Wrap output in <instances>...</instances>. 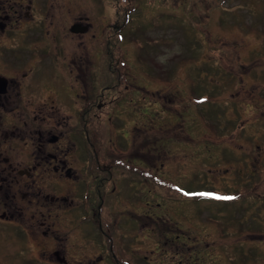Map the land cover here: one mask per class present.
<instances>
[{
  "label": "flooded vegetation",
  "instance_id": "af4514ba",
  "mask_svg": "<svg viewBox=\"0 0 264 264\" xmlns=\"http://www.w3.org/2000/svg\"><path fill=\"white\" fill-rule=\"evenodd\" d=\"M52 4L51 0H0V264H11L7 256L38 260L29 264H97L103 257L102 237L112 264H124L116 255L123 251L132 264H140L136 250L142 249V228H146L140 217H157L163 200L170 199L168 193L158 194L159 187L170 193L190 188L173 180L168 161L175 159L174 153H185V145L192 143L199 153L211 157L208 154L214 156L226 146L225 150L232 149L229 143L237 140L204 135L196 143L173 134L159 139L157 113L141 101L175 108L172 96H159L147 86L173 93L175 78L168 66L161 70L152 61L151 71H141L140 57L135 53L136 62L128 61L125 47L129 45H117L121 40L111 38L110 25L102 26L99 36L100 29L95 32L81 15L68 26L70 32L84 34L83 40L74 41L72 54H63L61 39L21 36L30 26L22 23L29 18L22 17ZM15 27L21 31L14 39L10 33ZM123 42H129L134 52V40ZM96 46L108 52L107 69L94 56ZM180 80L186 83L185 77ZM164 111L173 127L174 111ZM225 126L227 121L214 129ZM177 127L184 133L182 124ZM198 128L206 130L202 124ZM162 145L165 163L159 170L156 160ZM222 155L227 154L222 151ZM178 158V169L190 166V158ZM255 173L236 185L253 189ZM226 184L198 187L240 192ZM143 188L149 200L142 199ZM173 200L178 201V224L189 226L188 202ZM142 206H149L144 213ZM204 220L222 229L216 215L206 214ZM171 234L163 236L174 246L173 252H179L174 264H207L203 243L188 249L185 233ZM147 235L152 240L153 233ZM81 254L88 260L76 258ZM258 260L264 262V257Z\"/></svg>",
  "mask_w": 264,
  "mask_h": 264
},
{
  "label": "rangeland",
  "instance_id": "374dc122",
  "mask_svg": "<svg viewBox=\"0 0 264 264\" xmlns=\"http://www.w3.org/2000/svg\"><path fill=\"white\" fill-rule=\"evenodd\" d=\"M51 2H53L51 7L39 11L33 9L28 16L22 17L29 18L22 23L30 26L23 30L21 36L26 33V38L61 39L65 44L63 54H72L74 41L83 40L84 34L70 32L68 26L77 15H81L87 18L95 32L100 29L99 36L103 30L101 27L105 28L108 24L112 28L111 38H119L116 32H121L118 29L121 16L116 14L115 9V2H119L121 6L131 7V11L134 12L127 24L123 25L124 37L117 45L122 47V42L126 38V40L132 38L140 43L141 47L134 49L133 52L130 43L124 42V45H129L125 47V54L130 58L128 61L136 62L135 53L140 55V67L143 72L151 71L149 67L152 61L158 64L161 70H164V65L165 68L168 66L170 74L178 81L184 77L188 80L189 87L184 95L187 91L190 96L197 92L203 96L200 105L196 107L182 105L180 108H169L159 101L155 104L148 100L141 101L144 108L157 113L156 136H159V139L172 134L188 136L189 131L193 136L189 141L195 140L197 143L198 124H204L208 119L214 123L220 119L227 121L231 116L235 118L231 126L240 127L239 132L233 137L237 142L229 143L232 149L225 150L228 147L226 146L216 151L214 156L213 153L208 155L211 158L202 153L192 154L193 148L187 144L185 153H174L175 159L168 161L173 169V180L186 187L190 186L188 189L180 188L181 193L174 195L175 198L188 202L186 211L189 226L178 224L177 220H181L177 218L178 213L175 212L178 201L172 202V197L169 196L170 199L163 200V208L158 209L157 217L148 219L144 214L141 215L142 225L146 228H142V249L136 250L139 256L136 260L141 262L140 264H174L179 257L175 253L179 252H173L174 246L168 243L163 234L179 232L187 236L185 241L188 249L203 243L207 264H264L258 260V257H264V203L257 199L264 198L262 196L264 186L253 191L246 187H243L241 193L235 191L239 195L234 198L242 199L240 201L218 199L217 197L224 196L198 187L201 183L217 186L228 183L226 185L231 184L235 187L239 181H244V178L249 180L251 172L264 169V164L259 166L261 162L264 163V0H51ZM136 4L140 6L134 7ZM20 23L21 21L17 26ZM17 31H21V27L13 28L10 37L15 39ZM145 39L153 42L147 43ZM96 47L94 56L104 61V68L107 69L108 52L104 47ZM80 50L79 46V58L82 56ZM114 54L118 55V52ZM152 55L154 59L149 58ZM182 55H187L183 61ZM147 86L155 88L152 90L159 96L166 95L172 96L173 100L178 99L172 90L165 91L150 84ZM254 92L260 98L254 97ZM164 109L174 111L173 127L168 118L163 116ZM148 119L142 117L144 121ZM223 121L219 123L220 126L223 125ZM181 124L185 129L184 133L177 127ZM144 133L142 130L141 134ZM247 136L249 138L245 139ZM162 147L163 145L157 152L156 163L159 170L163 168L160 163H165ZM222 151L227 155L223 156ZM243 151L245 155H242ZM177 157L190 158V166L178 169L177 162L181 158ZM253 182H264V174L260 178L255 173ZM217 186L214 188H219ZM167 192L169 191L165 188L158 189L159 195ZM142 199L149 200L144 188ZM148 207L142 206V213L144 208ZM161 209L164 213H161ZM206 214L216 215L222 229L209 225L204 220ZM201 222L204 223L203 227ZM248 227L260 230L255 232L248 230ZM147 232L153 233L152 240L148 238ZM155 235L157 239L154 238ZM102 244L103 257L97 264H112L107 257L105 249L107 241L103 237ZM209 246L215 249L211 247L208 250ZM126 252L123 251L122 254L116 252V255L121 260L126 259L128 262L125 261V264H132ZM81 256L85 261L88 260L83 254L77 255L76 258L82 260ZM89 256L96 258L92 254ZM66 257L71 260L69 256ZM7 258L11 264L38 262L34 258L32 260L18 256ZM46 264L54 263L48 261Z\"/></svg>",
  "mask_w": 264,
  "mask_h": 264
},
{
  "label": "trees",
  "instance_id": "16d2710c",
  "mask_svg": "<svg viewBox=\"0 0 264 264\" xmlns=\"http://www.w3.org/2000/svg\"><path fill=\"white\" fill-rule=\"evenodd\" d=\"M263 95H264V93H263ZM231 124H232V120L231 121H229L228 123H227V126H225L224 128H222L220 131L223 133V134H225V135H231V131H234L235 130V126H231ZM168 194H170V192H167Z\"/></svg>",
  "mask_w": 264,
  "mask_h": 264
},
{
  "label": "snow or ice",
  "instance_id": "6c2138e0",
  "mask_svg": "<svg viewBox=\"0 0 264 264\" xmlns=\"http://www.w3.org/2000/svg\"><path fill=\"white\" fill-rule=\"evenodd\" d=\"M218 199H230V197H217Z\"/></svg>",
  "mask_w": 264,
  "mask_h": 264
}]
</instances>
